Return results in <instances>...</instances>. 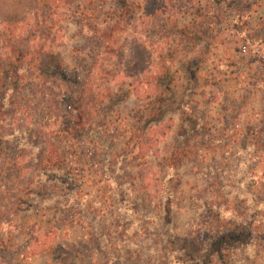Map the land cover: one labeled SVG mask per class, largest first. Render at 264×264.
Returning a JSON list of instances; mask_svg holds the SVG:
<instances>
[{
	"label": "trees",
	"instance_id": "16d2710c",
	"mask_svg": "<svg viewBox=\"0 0 264 264\" xmlns=\"http://www.w3.org/2000/svg\"><path fill=\"white\" fill-rule=\"evenodd\" d=\"M135 1L0 0V83L5 87L0 94V133L7 127L18 132V129L25 130L15 138L18 153L0 158V264H23L25 259L32 256L52 253L55 244L50 242L53 229L42 230L41 218L48 215V208L58 205L49 206L45 203L50 200H39L38 195L43 194L55 180L58 183L64 179L66 185L74 189L54 142L58 141L60 134L62 137L83 135L94 145L91 154L98 151L95 157L100 154L110 156V147L104 142L110 132V124L105 123L106 105L111 85L117 76L124 73L129 77L135 76L128 83L130 92L138 97L137 91L143 93L142 97L147 102L156 98L163 101L167 99V94L171 93L170 85L180 79L183 81V92L189 95L197 87V74L202 71L199 63L192 64L193 60H188L175 68L173 54L177 50L169 46L167 51H171L170 54H157L155 44L150 43L145 34L141 33V38H138L140 33L132 32L135 22L163 17L167 23L188 18L186 24L194 28L186 26L190 33L185 32L186 28L180 30L177 35L182 38L174 46L189 43L193 46L192 41L202 39V36L193 34L195 26L201 21H208V25L213 22L216 27L210 29L208 26L207 29L212 32L211 35L220 36L216 22L220 14H217L216 6L221 10V15H228L225 24L227 32L236 33L242 43L245 42L241 46L243 53H247L250 45H264V34L259 29L262 26L253 24L252 14L244 10L250 0H142L143 4ZM46 6L61 8V12L42 14L40 7ZM49 16L59 23L73 21L92 44L95 56L83 66L85 73L81 84L79 76L73 80L69 78L53 54L57 39L52 35V27L48 26L52 20L47 22ZM117 64L126 66L117 71ZM52 78L57 79L58 85L68 86L70 97L73 90L78 88L74 102H71L72 98L66 101L62 96L60 99L59 95L57 97V86H52L53 83L48 81ZM166 80L167 84L157 85V82ZM62 104H65V110L60 109ZM151 115L155 114H149V117ZM63 123L66 125L61 127ZM28 131L34 133L33 144L23 137L28 135ZM152 131L155 130L148 128L143 136L135 140L137 155L142 159L155 154L151 151L142 154L146 151L147 137ZM196 131V126L188 122L182 121L177 126L175 135L176 140L180 141L165 153V160L172 162L174 169L170 177L165 175L161 180H149L141 176L138 190L131 186L132 183L125 189L122 188L123 184L119 186L118 227H124L127 239L123 236V240L109 247L126 252L123 254V264H137V261L146 258L154 261L151 264H236L237 257L253 262L262 256L264 184L257 179L256 174L250 172L254 170L245 155L246 147L239 148L237 154L238 166L243 169L249 166L248 172L244 173L248 179L236 181L235 176L232 183H237V189L234 190L232 186H223L220 181L212 179L209 188L204 190L207 194L196 197L195 201L200 206L198 213L206 210L207 217L217 225L216 230L204 236V230L197 233L181 232L175 225L178 218V204L173 191L176 167L185 156L183 151L187 143L184 139ZM164 135L159 132L155 136L162 138ZM2 139L0 137V143ZM149 144L153 148L158 146V141L153 139ZM58 160L59 165H56ZM109 163L101 165L100 169H108ZM256 163L264 169V157ZM213 169L208 166L207 171L211 173ZM111 177L109 179L112 180ZM147 180L149 183L158 182L161 187L152 185L149 188ZM65 194L63 192L62 195ZM71 195L74 197L75 194ZM65 200L68 201V197ZM69 206L59 207L65 210ZM246 211L252 215V225L248 220H239ZM206 225H210V222ZM101 231L107 229L103 227ZM153 232L159 233L155 239ZM139 245L143 247L141 250ZM132 247L135 253L138 250L133 256L129 255ZM117 260L110 258L108 263Z\"/></svg>",
	"mask_w": 264,
	"mask_h": 264
},
{
	"label": "rangeland",
	"instance_id": "374dc122",
	"mask_svg": "<svg viewBox=\"0 0 264 264\" xmlns=\"http://www.w3.org/2000/svg\"><path fill=\"white\" fill-rule=\"evenodd\" d=\"M135 2L143 4L142 0ZM246 5L248 7H244V10L252 14V23L262 26L259 29L264 34V0H250ZM215 8L217 14H220L216 21L220 36L211 35L212 32L207 29L208 26L210 29L216 27L213 22L208 25V21H201L195 26L193 34L202 36V39L192 41L193 46L190 43L174 46L182 38L177 35L180 30L186 28L185 32L190 33L186 26L194 28L186 24L188 18L170 20L167 23L163 17L135 22L132 32L140 33L138 38H141V33L145 34L150 43L155 44L157 54H170L171 51H167L169 46L177 50L173 54L175 68L188 60H193L192 64L199 63L202 71L197 74V87L189 95L188 92H183V81L180 79L170 85L171 93L167 94V99L163 101L156 98L147 102L142 97L143 93L137 91L138 97L130 92L128 83L135 76L129 77L124 73L116 77L106 105L105 123L110 124V132L104 142L110 147V156L100 154L95 157L98 151L91 154L94 145L83 135L62 137L60 134L62 138L59 137L54 143L59 148L58 155L60 159L63 158V169L66 174H70L74 189L68 187L64 179L58 183L55 180L43 194L38 195L39 200H50L45 204L58 205L48 208V215L41 218L42 230L53 229L50 242L55 244L52 253L50 251L32 256L25 259L23 264H109L110 258L118 259L112 264H123V254L126 252L112 247L125 236L124 227H118L119 186L123 184L122 188L125 189L132 183L131 186L138 190L141 176H146L149 180H161L163 176L170 177L173 174L172 162L165 160V153L180 141L176 140L175 134L182 121L195 125L198 131L189 133L187 139H184L187 143L184 146L186 150L183 151L185 156L176 167L177 177L173 182L178 204V218L174 223L181 232L197 233L204 230L202 234L209 236L216 230L217 225L207 217L206 210L198 213L200 206L195 200L198 195L207 194L204 190L209 188L212 179L220 181L223 186H232L234 190L237 189V183H232L235 176L236 181L247 178L244 173L248 172L249 166L245 169L238 166L239 148H247L245 155L254 170L250 172L256 174L257 179L264 184V169L256 163L264 157V45H250L247 53H243L241 46L245 42L242 43L241 37L236 33L227 32L225 24L228 15H221V10L216 6ZM40 10L42 14L61 12V8L51 6L40 7ZM49 20L48 26L52 27V35L57 39L52 49L54 56L69 78L73 80L75 76H79L81 84L85 73L83 66L95 56L92 44L73 21L59 23L50 16L47 22ZM188 38L189 35L186 37L187 41ZM200 50L203 51L202 54ZM124 65L126 66L117 64L115 69L120 71L124 69ZM141 75L142 73L137 77ZM48 81L53 83L52 86H57L56 94L59 99L62 96L66 101L72 98L71 102H74L78 88L73 90L70 97L68 86L58 85L54 78ZM167 81H159L157 85L167 84ZM4 90L5 87L0 83V94ZM64 106L62 104L60 109L65 110ZM149 114L155 115L149 117ZM64 123L61 127L66 125ZM148 128L155 131L150 132L147 137L146 151L142 154L150 153L149 151L155 154L142 159L137 155L135 140L138 136H143ZM18 130L19 132L7 127L1 131L0 137L3 139L0 143V158H5L6 154L14 156L18 153L15 138L18 133L25 131ZM159 132L165 133L164 137H156ZM10 135L15 137H9ZM23 137L31 144L35 143L34 133L30 134L28 131V135ZM153 139L158 141V146L151 148L149 143ZM255 156H259L258 159L252 160ZM202 160L204 163H199ZM107 162H111L108 169H100ZM57 164L59 165V160ZM208 166L214 168L211 173L207 171ZM146 183H149L148 180ZM152 185L161 187L160 183L154 181L149 183V188ZM63 192L66 194L62 195ZM71 193L75 194L74 197ZM66 197L68 201L65 200ZM221 200L223 201L222 197ZM64 205L70 206L65 210L59 207ZM239 220H248L250 225L254 223L248 211L243 212ZM208 222L210 225H206ZM103 227L107 231H101ZM153 233L155 239L159 233ZM110 245L112 246L109 247ZM138 248L141 250L143 247L139 245ZM133 253H138V250L135 253L134 247L130 248L129 255L133 256ZM145 262L154 263L146 258L137 261V264ZM236 264H264V252L259 260L253 262L237 257Z\"/></svg>",
	"mask_w": 264,
	"mask_h": 264
}]
</instances>
